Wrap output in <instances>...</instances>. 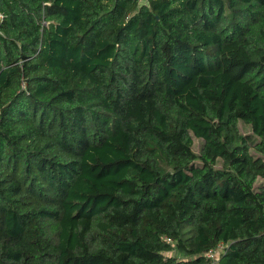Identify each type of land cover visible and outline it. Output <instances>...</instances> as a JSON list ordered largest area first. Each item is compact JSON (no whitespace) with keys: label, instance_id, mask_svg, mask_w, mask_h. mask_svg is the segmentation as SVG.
<instances>
[{"label":"trees","instance_id":"16d2710c","mask_svg":"<svg viewBox=\"0 0 264 264\" xmlns=\"http://www.w3.org/2000/svg\"><path fill=\"white\" fill-rule=\"evenodd\" d=\"M211 262L264 264V0H0V264Z\"/></svg>","mask_w":264,"mask_h":264},{"label":"built area","instance_id":"2783aa9c","mask_svg":"<svg viewBox=\"0 0 264 264\" xmlns=\"http://www.w3.org/2000/svg\"><path fill=\"white\" fill-rule=\"evenodd\" d=\"M223 248V245L221 243H219L214 249H211L207 252V256L209 257H216V255L218 254V252ZM209 264H213V262L209 263Z\"/></svg>","mask_w":264,"mask_h":264}]
</instances>
